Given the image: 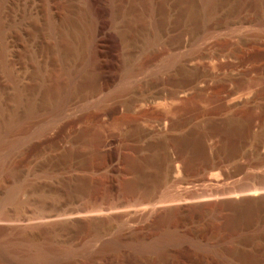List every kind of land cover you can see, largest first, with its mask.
<instances>
[{
  "label": "rangeland",
  "instance_id": "374dc122",
  "mask_svg": "<svg viewBox=\"0 0 264 264\" xmlns=\"http://www.w3.org/2000/svg\"><path fill=\"white\" fill-rule=\"evenodd\" d=\"M0 142V226L60 221L92 198L86 215L122 216L98 230L35 233L0 264H79L114 242L125 250L119 264H264V206L233 226L222 211L201 232L206 218L183 213L166 225L207 249L188 237L140 256L128 245L153 237L157 224L134 217L148 203L121 200L155 186L157 207L189 191L202 201L258 179L264 0H0ZM210 160L236 179L214 184L212 168L187 175L188 164ZM0 240L21 239L0 230Z\"/></svg>",
  "mask_w": 264,
  "mask_h": 264
},
{
  "label": "bare ground",
  "instance_id": "6f19581e",
  "mask_svg": "<svg viewBox=\"0 0 264 264\" xmlns=\"http://www.w3.org/2000/svg\"><path fill=\"white\" fill-rule=\"evenodd\" d=\"M238 30L240 31V29H238ZM207 34H208V32H207ZM205 35H206L205 33L201 34L198 37L197 40L204 39ZM207 40H206V42H207ZM200 43H202V42H200ZM134 74H135V72H134ZM186 85L187 84L184 83L183 85H180L175 91L174 90L170 91L169 92V96L170 97H174V96L177 95V93L184 92L185 89H186V87H185ZM126 86H127V84H126ZM117 87H119V86H117ZM121 90H124V89H121ZM187 94L188 93H185L183 95L185 96ZM62 106H63V104H62ZM60 107H61V105H60ZM61 111H62V109H61ZM11 137H13V136H11ZM235 154H236V151H232V152L230 151V155H235ZM217 163L219 164L220 162L219 161L217 162V161L210 160V161H206L204 164H202V166H197V167L188 164L189 166L186 168V173H187L188 176H196L197 174H200V173H206L208 168L210 169V168L218 165ZM0 164H1V162H0ZM236 165H241V164H235L234 166H236ZM171 169L172 168L170 166H167V168L165 170L166 176H168L171 173ZM254 181H255L254 179L247 177V179H243V180H241L238 183L237 182L232 183L233 186H227V187L218 188V189H214V190L213 189L212 190L209 189L210 191L208 193H206V196H208V198L204 199L202 201H196L195 200V198H196L195 191H189V192L185 193L182 197H180L178 199L180 202H183V203H177V204L166 205V206H161V207H157L156 206V204L161 202L160 201V197L161 196L158 193V191L155 188V186H152L151 188H149L146 191H143L140 194L135 195V194L130 193L132 195H126L125 197H122L121 200L123 199V201L129 202V203L130 202L136 203V204L137 203H144V202L148 203V205H146L147 209L144 210L143 212H140L136 216L134 215L135 218L136 217H140V218H145L146 217L149 220V224H151V225H152V223L153 224H157V226H159L160 224L161 225L163 224V229L162 230H158L157 226L152 229V231H155V234H153V232H151L154 236L151 237V238H148V240H146V241H138V242H135V243H131L129 245L127 244L128 245V250L131 252L130 254L133 253L134 255H140V256L141 255H145V254H147V255H156L157 256V254H160L165 248H167V247H169L171 245H174V244L176 245L178 243L186 241V238H188L190 236H187V234L178 231V229L173 227V225H172V227H171V225L167 226L168 222H170L172 219H174L176 217H179L183 213H185L187 216H200V217H205L206 218V224L201 228L200 232L205 230V228H211V229L214 228L215 229L217 227V225H216V222L214 220H215L216 217L219 218L218 214L220 212H222V211L230 212V217L229 218L227 217L228 221L225 223L226 226H229V225L233 226L237 222H244V223L249 224L253 220L252 218H253V214L255 213V211L257 209H262V207L264 206V195H259L257 198H251V197L246 195L247 193L243 192L244 189H246L248 186H250ZM256 181L257 182H262V179L258 178V179H256ZM132 185H133V182L131 181L128 184V186L127 185L126 186H127V188H129V187H132ZM212 186H213V184H212ZM255 192H257V191L254 190L253 193H255ZM163 196H164V198H166L165 195H163ZM233 196H238V199L234 198ZM161 199L164 200L163 198H161ZM95 200L96 199L92 198L89 201H83L77 206H74V207H71L69 209L64 210L63 212H61L59 214L63 218L60 221L50 220V221L38 222V223L35 222L33 224L29 223L28 225L27 224H25V225L19 224V225H8L6 227L0 226V230L1 231L2 230H6V231H11L13 233L15 232L16 234L18 233L19 236H20V239H21V240H19L17 242H15V241L14 242H9L8 241V242H3V243L0 242V256L2 258L4 257V259L5 258L7 259V257H11V255H9L10 252H9V254L7 252L8 255L5 254L6 251H11L18 244H20L21 242H24L27 238H29L33 234L35 235V233H39L41 231L51 230L52 228H55V227L56 228L63 227V228H66V229L72 227L74 229L81 230V231L82 230L87 231L89 229L98 230V228L105 227L108 224L113 223L117 219L122 217L121 215H117V214H114V213H108V212L106 214L98 215V216L86 215V214H88V213H86L88 211V210L86 211V209L88 208L90 203L92 204V202H94ZM115 201H117V203L119 202L118 200H115ZM186 201H189V202H186ZM105 202H108V201H105V200L104 201H100V203H103V204ZM108 203H109V205L112 206V204H111L112 202H108ZM114 203H116V202H114ZM106 206H108L107 203H106ZM101 207H104V206H101ZM3 214L4 213L0 209V220L4 218ZM125 214H128V213L126 212ZM227 214H229V213H227ZM19 217H21V216H19ZM37 217H38L37 219H39V220L46 219L44 214L43 215L42 214L37 215ZM10 219L12 221L15 220V219H12V218H10ZM19 219L17 217L18 221H19ZM22 220H20V221H22ZM200 227H201V225H200ZM159 229H160V227H159ZM97 232H95V233H97ZM8 240H10V238ZM198 241H196V239H194V238L189 239V242L191 243L193 248L197 247V248H205V249H207L208 246H206L205 244H202L201 242H198ZM28 242H30V241L28 240ZM101 248H100L101 250H99V252L98 251L96 252L97 254H99V256H98L99 259H97V260H93V259L89 260L88 259V261H84V262H81L79 264H119V262L125 256V254L123 252L125 250L122 251V249L124 247L117 245L115 242L114 243H110V244H106L104 247H101ZM208 249H211V248H208Z\"/></svg>",
  "mask_w": 264,
  "mask_h": 264
},
{
  "label": "water",
  "instance_id": "95a60500",
  "mask_svg": "<svg viewBox=\"0 0 264 264\" xmlns=\"http://www.w3.org/2000/svg\"><path fill=\"white\" fill-rule=\"evenodd\" d=\"M255 157L260 159V163L253 168V174L255 177L262 179V182L254 181L250 186L244 189V193H247V196H252L253 191H257L258 195H264V143L257 146L253 152ZM213 183H223L228 180H235L238 173L235 171H226L221 166H214L212 170L209 171V174ZM251 192V193H250Z\"/></svg>",
  "mask_w": 264,
  "mask_h": 264
}]
</instances>
